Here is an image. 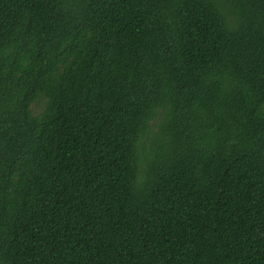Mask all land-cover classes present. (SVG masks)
<instances>
[{"label": "trees", "instance_id": "16d2710c", "mask_svg": "<svg viewBox=\"0 0 264 264\" xmlns=\"http://www.w3.org/2000/svg\"><path fill=\"white\" fill-rule=\"evenodd\" d=\"M0 264H264V0H0Z\"/></svg>", "mask_w": 264, "mask_h": 264}]
</instances>
